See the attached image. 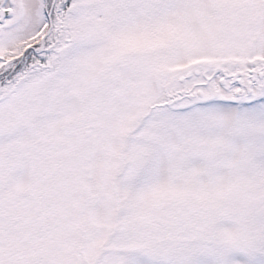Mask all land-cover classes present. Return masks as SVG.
Listing matches in <instances>:
<instances>
[{"label":"snow or ice","instance_id":"obj_1","mask_svg":"<svg viewBox=\"0 0 264 264\" xmlns=\"http://www.w3.org/2000/svg\"><path fill=\"white\" fill-rule=\"evenodd\" d=\"M0 264H264V0H0Z\"/></svg>","mask_w":264,"mask_h":264}]
</instances>
